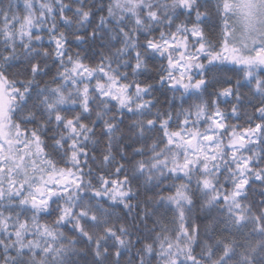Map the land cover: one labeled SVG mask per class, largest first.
Here are the masks:
<instances>
[{"label": "snow or ice", "instance_id": "1", "mask_svg": "<svg viewBox=\"0 0 264 264\" xmlns=\"http://www.w3.org/2000/svg\"><path fill=\"white\" fill-rule=\"evenodd\" d=\"M0 264H264V0H0Z\"/></svg>", "mask_w": 264, "mask_h": 264}]
</instances>
